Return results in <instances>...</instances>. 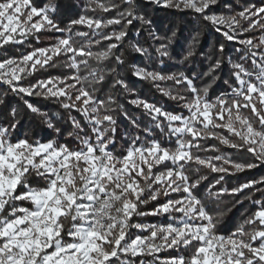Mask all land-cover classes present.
Masks as SVG:
<instances>
[{
  "label": "snow or ice",
  "instance_id": "obj_1",
  "mask_svg": "<svg viewBox=\"0 0 264 264\" xmlns=\"http://www.w3.org/2000/svg\"><path fill=\"white\" fill-rule=\"evenodd\" d=\"M144 2L177 11L191 10L200 15L226 41L246 50L241 59L250 62L251 71L229 60L235 86L225 80L230 91L209 101L211 85L197 89L183 73L163 76L135 69L133 75L140 80H167L186 85L190 99L182 94L173 95L168 90H162L161 94L182 102L181 107L188 116L167 113L141 99L133 101L135 107H142L150 114L154 127L162 135L175 138V147L166 148L155 140L137 146L140 137H135L124 154L117 156L112 151L116 119L109 114L115 111L110 107L115 100L96 97L97 85H103L105 76L112 75L115 69L105 73L93 67L90 61L102 64L111 59L133 21L143 24H150V21L136 15L134 0H122L128 8L115 18L80 16L67 29H61L49 15L55 11L51 4L37 8L32 0H0V50L9 45L25 44L30 37H36L39 42L38 34L42 32L55 31L66 37L53 47L34 49L19 60H0V84L25 97L38 95L59 101L66 111L82 116L89 129L86 132L81 121L69 116L75 133L82 134L78 136L77 150H73L54 141L13 143L9 139V128L0 126V264H134L137 258H140L139 264H148L145 258H151V264H264V202L254 201L251 196L236 201L243 204L247 200L258 210L229 235H219L217 222L222 217L212 215L204 202L194 195V190L206 177L192 181L188 174H198L200 168H205L221 176H231L264 166V35L256 39H236L247 33H264V0L259 6L246 4L229 16L206 14L219 0ZM90 4L95 5L90 11L104 13L120 7L111 0L109 3L90 0ZM121 25L123 28L119 32L101 35L106 29ZM78 26L89 29L93 38L100 37L96 44L115 42L108 44L105 51L92 52L95 45L88 39L89 32H72ZM221 27L228 31L221 32ZM76 39L87 42L77 47ZM166 47L156 49L159 56H167ZM135 51L145 55L147 50L136 47ZM218 51L223 53L225 49L221 46ZM193 54L189 52L184 59L188 60ZM61 56L70 59L63 65L57 64L56 58ZM115 61L123 63L118 56ZM59 67L70 69L72 74L40 80L30 87L20 86L36 72ZM220 67L217 60L204 75L215 81L218 77L214 73ZM117 86L129 91L119 79L112 84L113 88ZM25 106L33 114L46 116L31 104ZM245 112H250L251 116ZM158 117L163 118L166 126ZM45 123L53 127L47 120ZM15 127L13 123L12 130ZM219 130L226 132L227 137ZM232 137L237 142H233ZM205 140H215L226 148L246 152L251 161L239 163L224 155L201 158L200 152H219L218 148L204 146L201 141ZM190 164L197 168H188ZM33 180L37 184L34 185ZM259 185H264V177L243 183L231 192L213 193L212 188L216 187L213 184L208 195L220 202L222 196L236 197L249 189L264 192ZM180 193L183 194L181 199H167L152 211H141L148 204ZM25 204L30 207L23 206ZM177 215L181 218L176 219ZM157 216L168 217L170 223L133 222L135 217ZM133 230L148 235L133 237ZM172 251L187 255L158 259L160 253Z\"/></svg>",
  "mask_w": 264,
  "mask_h": 264
},
{
  "label": "trees",
  "instance_id": "obj_2",
  "mask_svg": "<svg viewBox=\"0 0 264 264\" xmlns=\"http://www.w3.org/2000/svg\"><path fill=\"white\" fill-rule=\"evenodd\" d=\"M37 8L48 6L49 4L55 7V14L53 16L54 22L61 28L67 29L73 20L79 19L80 16H87L95 19H112L117 16L121 11L128 8V5L122 3V0H111V3L118 4L120 7L114 12L104 13L99 10L90 11L89 9L95 7L90 4V0H32ZM100 3H109V0H98ZM255 3L261 5L262 0H219L218 4L210 7L206 12L207 15H234L240 11L246 4ZM136 15L144 16L150 21V24H143L139 20L132 22L131 26L127 28L128 35L121 42L120 47L116 49L112 58L102 64H97L95 61H90L93 67L102 69L103 72H115L112 75L105 76L103 85H97L96 97L97 99L106 100L111 97L115 100V104L110 105L115 111L109 113L116 119L115 134L112 138L115 144L112 151L117 156H122L130 144L133 143L135 137H140L136 142L137 146H143L145 142L158 141L166 148L175 147V138L169 137L166 134L162 135L159 129L154 127V121L151 119L150 114H147L143 108H137L132 103L137 99L146 101L149 104L161 108L163 111L170 114L186 115V110L181 107L182 102L173 101L168 99L167 96L162 95V90H168L173 95L182 94L191 98V94L185 91L186 85L178 84L175 81H158L150 82L147 80H140L133 72L135 69H144L150 72H155L163 76L168 75H183L192 80L197 89H202L211 85L208 92L207 99L215 101L217 97L227 93L230 89L225 85L224 81L228 80L229 83L234 84L231 76L232 68L229 60L233 63H244L241 56L245 54L246 50L242 49L236 43L226 41L221 35L214 32L210 23L203 20V18L192 12L191 10L177 11L174 8H161L155 5L145 3L144 0H134ZM123 26H112L101 33L107 34L112 32H119ZM242 30V29H241ZM89 32L88 39L92 40L95 45L91 48L92 52L105 51L108 44L115 41H106L96 44V40L100 37L93 38L89 29L83 27H74L72 32ZM262 33L254 32L247 33L245 36H240L241 39H256ZM159 36L161 39H155ZM66 38L63 33L58 32H42L38 34L39 42L36 37H30L25 44L9 45L6 49L0 50V60L4 58H12L19 60L23 55L31 52L34 49H47L53 47L59 39ZM81 41L74 40L75 46L79 47ZM258 43V40H257ZM167 52L166 57L158 55L156 49L164 48ZM223 46L225 51L220 53L218 49ZM139 47L145 49L146 54L140 55L135 51ZM241 48V52L236 49ZM194 53L188 60L184 57L189 53ZM119 57L123 63L117 64L115 57ZM68 56H61L56 58V63L63 65L65 61L69 60ZM79 59V58H77ZM219 60L221 67L214 73L218 77L213 81L210 77L204 74L208 71L209 67L214 65ZM247 69L251 71L250 62H246ZM43 75V80L52 77H65L72 74L70 69L63 67L49 68L47 71H39ZM84 73H81L83 75ZM116 79L121 80L127 85L129 91H125L122 87H112ZM34 84L27 85L28 87ZM0 99L3 103L0 104V126L9 128L10 141L15 143L21 140H27L29 143L40 141L47 143L54 141L57 144H66L71 149L77 150L78 136L81 134L75 133L69 122V116L75 117L81 121L82 126L85 127L86 132L89 131L88 126L84 123L83 117L76 112L66 111L61 107L59 101L43 96L33 95L25 97L22 94L12 93L11 90L3 84H0ZM31 104L36 107L40 112L45 113L46 116L41 117L33 114L25 106ZM15 113L13 116L12 113ZM245 115L251 116L250 112H245ZM127 116V119H125ZM162 125L166 126V122L162 117H158ZM45 120L50 122L53 127L49 128ZM15 123L16 127L12 130L11 126ZM135 124V127H133ZM107 126V125H106ZM220 134L227 137V133L219 130ZM151 132V135H146ZM90 134V132H89ZM233 142H237L234 137L230 138ZM204 146L208 148H218L219 152H200L201 158L215 157L216 155H224L232 158L233 161L239 163H247L251 161V157L246 152H237L233 149L226 148L215 140L201 141ZM195 153V150H193ZM190 169L197 168L196 165L190 164L187 166ZM229 171H233L231 168ZM192 181L200 180L201 177H206L200 183L199 187L194 190V195L202 200L206 209L212 215H219L222 218L217 222V234L229 235L234 231L243 221L251 216L252 213L257 211V206L245 200L243 204H238L236 201L244 199L245 196H251L254 201L264 202V192L257 189H249L239 196L233 197L225 195L219 198L220 202L209 198L208 189L213 184L212 192L227 190L231 192L243 183L255 181L264 177V166L237 173L235 175H223L213 173L205 168H200L198 174L192 172L188 173ZM219 181V183H217ZM35 185L37 181L33 180ZM42 186V185H41ZM258 188H264V185H259ZM23 191V189H20ZM255 192V195H253ZM183 194H173L172 197L161 198L153 204H148L141 211H152L155 207L164 203L167 199H181ZM30 207L29 205H23ZM176 219L181 218L179 215ZM134 223H141L144 225L158 224L167 225L170 223L169 218L166 216L157 217H135ZM131 235L146 236L147 233H138L135 230ZM67 242V238H65ZM180 254L187 255L186 253L162 252L158 259H171ZM137 258L134 264H139ZM148 264H151V258H145Z\"/></svg>",
  "mask_w": 264,
  "mask_h": 264
},
{
  "label": "rangeland",
  "instance_id": "obj_3",
  "mask_svg": "<svg viewBox=\"0 0 264 264\" xmlns=\"http://www.w3.org/2000/svg\"><path fill=\"white\" fill-rule=\"evenodd\" d=\"M45 7H46V6H45ZM54 8H55V7H54ZM209 9H210V8H209ZM209 9H208V10H209ZM208 10H207V11H208ZM54 14H55V11L49 13V15H50V17H51L52 19H53ZM211 26H212V25H211ZM212 28H213V30H214L215 33L219 34V33L217 32V30H216L213 26H212ZM219 30H220L221 32L228 31V29L225 28V27H221ZM261 35H264V33H262ZM236 39H241V38H240V36H236ZM239 46H241V45H239ZM242 65L247 69L246 61H245L244 63H242ZM40 80H43V75H40L38 72H36L33 76L28 77L27 79L23 80L20 86L28 87L27 85H29V84H35V83H37V82L40 81ZM6 86H7V85H6ZM177 115L186 118V117L188 116V113H187V111H186V115H185V116H183L182 114H177ZM174 126H178V125H174ZM81 135H82V134H81ZM9 139H10V135H9ZM178 219H180V218H178Z\"/></svg>",
  "mask_w": 264,
  "mask_h": 264
}]
</instances>
